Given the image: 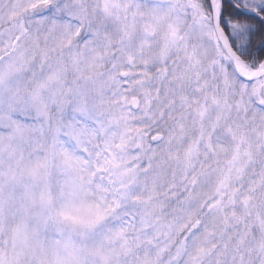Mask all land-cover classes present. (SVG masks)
<instances>
[{
  "label": "snow or ice",
  "instance_id": "obj_1",
  "mask_svg": "<svg viewBox=\"0 0 264 264\" xmlns=\"http://www.w3.org/2000/svg\"><path fill=\"white\" fill-rule=\"evenodd\" d=\"M0 264H264V0H0Z\"/></svg>",
  "mask_w": 264,
  "mask_h": 264
}]
</instances>
